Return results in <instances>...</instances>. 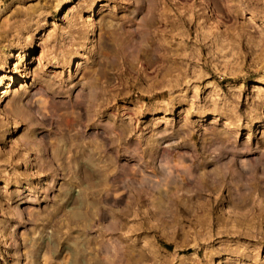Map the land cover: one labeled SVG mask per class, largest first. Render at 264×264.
Listing matches in <instances>:
<instances>
[{
  "label": "rangeland",
  "instance_id": "1",
  "mask_svg": "<svg viewBox=\"0 0 264 264\" xmlns=\"http://www.w3.org/2000/svg\"><path fill=\"white\" fill-rule=\"evenodd\" d=\"M10 85L0 264H264V0H0Z\"/></svg>",
  "mask_w": 264,
  "mask_h": 264
},
{
  "label": "bare ground",
  "instance_id": "2",
  "mask_svg": "<svg viewBox=\"0 0 264 264\" xmlns=\"http://www.w3.org/2000/svg\"><path fill=\"white\" fill-rule=\"evenodd\" d=\"M249 1V0H248ZM205 9V8H204ZM165 15V14H164ZM189 16V15H188ZM195 16V15H194ZM189 19H190V17H189ZM199 19V18H198ZM197 19V20H198ZM202 25V24H201ZM203 28V27H202ZM201 33V32H200ZM202 34V33H201ZM200 34V35H201ZM200 35H198V36H200ZM173 39H175V37H173ZM187 40V39H186ZM197 46V45H196ZM261 84V83H260ZM22 86H24V85H20V87H22ZM253 86H255L256 87V85H253ZM9 87H12L11 85L10 86H7V87H3L2 89H1V92H0V104H2L3 103V100H4V97H5V94L8 92V88ZM256 88H258V87H256Z\"/></svg>",
  "mask_w": 264,
  "mask_h": 264
}]
</instances>
